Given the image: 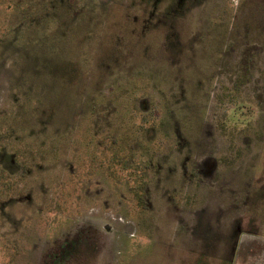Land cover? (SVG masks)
Segmentation results:
<instances>
[{"label":"rangeland","instance_id":"rangeland-1","mask_svg":"<svg viewBox=\"0 0 264 264\" xmlns=\"http://www.w3.org/2000/svg\"><path fill=\"white\" fill-rule=\"evenodd\" d=\"M0 264H264V0H0Z\"/></svg>","mask_w":264,"mask_h":264}]
</instances>
